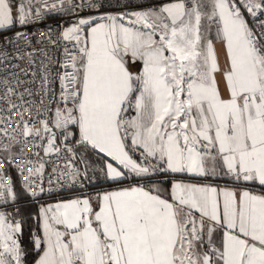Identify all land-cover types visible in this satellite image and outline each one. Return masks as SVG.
<instances>
[{
  "label": "snow or ice",
  "instance_id": "snow-or-ice-1",
  "mask_svg": "<svg viewBox=\"0 0 264 264\" xmlns=\"http://www.w3.org/2000/svg\"><path fill=\"white\" fill-rule=\"evenodd\" d=\"M63 5L64 0H0V30L28 24L41 8ZM103 7L91 0L71 5ZM261 17L264 0H168L82 17L63 30L75 51L65 49L61 106L51 120L39 121L40 128L30 126L34 122L23 111L0 116V150L10 151L2 139L15 144L19 130L25 137L47 134L46 151L59 153L58 129L67 142L64 151L73 157L53 169L58 184L90 179L78 161L81 152L93 151L110 158L106 179L122 183L133 174L148 181L164 173L171 190L136 184L98 193V210L89 196L41 206L43 239L34 238L40 249L35 264H264V194L247 187L264 186ZM16 35L24 39V33ZM17 107L10 103L0 111ZM12 119L19 123L10 133L4 122ZM72 127L79 131L78 147L70 146ZM21 154L27 155L23 149ZM218 166L236 187L184 178L216 175ZM43 168L38 163L28 175ZM2 169L0 161V205L7 206L18 197L4 183ZM33 182L24 187L35 197L45 189L33 192ZM21 232L22 221L0 210V264H23Z\"/></svg>",
  "mask_w": 264,
  "mask_h": 264
},
{
  "label": "built area",
  "instance_id": "built-area-1",
  "mask_svg": "<svg viewBox=\"0 0 264 264\" xmlns=\"http://www.w3.org/2000/svg\"><path fill=\"white\" fill-rule=\"evenodd\" d=\"M66 1L68 2L67 7L63 5L62 8L58 6L57 9H50L52 14L41 12L38 18L26 25L16 24L9 29L0 30V98H2L0 99V110L7 109L10 103L18 106L14 111H0V116L18 117L23 111L25 119L31 118L34 123L30 126L35 128L41 127L39 121L46 118L51 120L55 108L61 106L57 101L61 92L60 77L66 71L64 65L68 63L65 49L75 51L73 42L64 39L63 30L78 19L101 12L132 10L136 5H159L168 0H91L92 3L103 2L105 4V7L98 11L88 8L71 9V5L87 3L89 0H71V4L69 0H64ZM56 2L57 0H48L49 4ZM124 4H128L129 8L125 9ZM245 15L250 26L256 23L254 18H250L247 13ZM18 32L24 33V39L17 37ZM45 75L47 76L46 84ZM9 88L14 90V94L8 92ZM21 105L23 108L20 107ZM4 123L7 124L8 131L11 133L13 129H17L19 121L12 119ZM54 131L57 133L56 143L61 148L59 153L46 151L47 134H42L39 138L25 137L17 130L15 144L9 138L2 139L3 146L10 148V151L0 150L4 183L12 184V176L9 172V167H12L20 176L23 186L29 180L34 181L31 185L33 192H38L39 187L43 186L45 191L35 197L24 187L29 194L30 201L33 202L57 200L107 188L108 186L93 187L86 179L77 183L62 179L59 184L57 183L58 177L53 169H62L73 157L64 151V145L67 142L60 135V130L54 129ZM70 140L72 141L70 146L77 147L75 140L71 138ZM22 149L27 154L26 156L21 154ZM4 152H9L7 158L2 156ZM9 159L14 163H9ZM26 160L32 162L25 163ZM38 163L44 165L42 172L35 177L29 176L28 173L34 172ZM78 167L83 170L79 161ZM24 168L28 171L24 172ZM49 179L52 180V184L48 183ZM127 182L135 183L136 180L129 177ZM221 183L234 184L231 177ZM247 187L264 191V188L253 184H248ZM17 205V203H12L6 207H13V212H16Z\"/></svg>",
  "mask_w": 264,
  "mask_h": 264
},
{
  "label": "crops",
  "instance_id": "crops-1",
  "mask_svg": "<svg viewBox=\"0 0 264 264\" xmlns=\"http://www.w3.org/2000/svg\"><path fill=\"white\" fill-rule=\"evenodd\" d=\"M64 5L67 7L68 2L67 1L64 2ZM41 12H45L48 14L53 13L50 9H47V8H41ZM101 13L115 14L119 12H101ZM101 13L92 14L90 16L99 15ZM216 46L218 49L221 50V62H223L222 45L219 42H216ZM138 68H139V64L133 66L132 70L137 71ZM221 87H223V85H221ZM128 115H135V113L134 111L130 110ZM70 131H72L75 134L74 136L70 138L75 141L78 140L79 139L78 128L72 127ZM6 153L8 154L9 152L3 153L2 156H5ZM133 155H134V158L136 159L140 158L138 152L133 153ZM81 156L83 157V159L80 160L79 163L81 164L83 169L85 165L87 166L88 176L90 177V179H86V181L93 187L108 186L107 188L100 189V190H94L86 194L65 197V198L57 199V200L52 199V200H45L41 202H33V201H30L29 194L25 190L20 176L17 174L14 168L9 167V172L12 176V185L14 187V190L17 194L18 199L16 201L9 200L8 205L12 203H17L18 205L16 206V210L19 209L20 214L16 215V212H13V207H6L3 205H0V210L12 213L15 219L22 221V232L19 236V239H20L21 247L24 250L23 264H35L36 260L39 258L38 254L40 253V249H37L34 246V238L36 236H40L41 239H43L42 218L40 216L41 206H45L47 204H53L60 200H67V199H72V198L80 197V196H89L93 200V207L96 208V210H98L97 208L98 202L96 201V196L98 193H103L106 191H113L120 187H129L131 185H136V184H142L145 186H150L151 184H157L161 189L165 190L166 193L170 192L171 190V181L168 175H165L164 173L155 175L152 178V180H148V181H146L145 179H141L139 177H135L133 174H127L126 178L123 180L122 183H117V182H113L111 180L106 179L104 172H103L104 166L107 162L110 161V158H103L102 154L98 156L93 151H88L87 153L81 152ZM224 171H225L224 169L218 166L216 175H209L208 177H196V178H189L185 176L184 178L193 183L210 184V185L219 186V187H236V185L234 184L221 183V181L226 180L230 177V176L224 175ZM129 177H132L133 179H135L136 182L128 183L127 180ZM253 185L264 188V186L259 185L258 182L254 183ZM249 190L253 191L256 194H264L263 190H255L252 188H249ZM166 198H170V197H166ZM2 207H5V208H2Z\"/></svg>",
  "mask_w": 264,
  "mask_h": 264
},
{
  "label": "rangeland",
  "instance_id": "rangeland-1",
  "mask_svg": "<svg viewBox=\"0 0 264 264\" xmlns=\"http://www.w3.org/2000/svg\"><path fill=\"white\" fill-rule=\"evenodd\" d=\"M4 153H5V152H4ZM3 157L7 158V157H8V154L6 153L5 156H3Z\"/></svg>",
  "mask_w": 264,
  "mask_h": 264
}]
</instances>
